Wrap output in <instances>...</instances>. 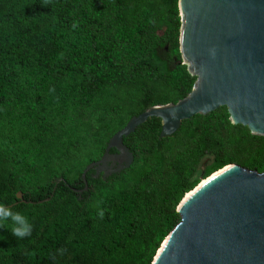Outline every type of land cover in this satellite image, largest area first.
I'll return each mask as SVG.
<instances>
[{"label":"trees","instance_id":"16d2710c","mask_svg":"<svg viewBox=\"0 0 264 264\" xmlns=\"http://www.w3.org/2000/svg\"><path fill=\"white\" fill-rule=\"evenodd\" d=\"M178 2L0 0V204L33 225L23 239L0 226V264H152L203 179L264 172V136L223 106L165 137L149 118L123 138L130 167L84 180L132 117L193 89Z\"/></svg>","mask_w":264,"mask_h":264},{"label":"water","instance_id":"95a60500","mask_svg":"<svg viewBox=\"0 0 264 264\" xmlns=\"http://www.w3.org/2000/svg\"><path fill=\"white\" fill-rule=\"evenodd\" d=\"M178 5L180 52L197 77L193 89L177 103L132 117L111 137L103 156L87 165L84 180L92 168L109 174L130 167L133 155L123 138L151 117L162 120L165 137L184 120L225 106L232 123L264 136V0H179ZM112 148L118 153L111 154ZM110 162L119 164L113 169ZM203 180L180 202V222L152 264H264V172L231 164Z\"/></svg>","mask_w":264,"mask_h":264},{"label":"clouds","instance_id":"9594fccd","mask_svg":"<svg viewBox=\"0 0 264 264\" xmlns=\"http://www.w3.org/2000/svg\"><path fill=\"white\" fill-rule=\"evenodd\" d=\"M98 215L102 218L104 215L103 210H98ZM8 221L11 222L9 230L12 236L17 239L31 237L33 225L29 218L20 211H14L12 208L0 204V226H5Z\"/></svg>","mask_w":264,"mask_h":264},{"label":"rangeland","instance_id":"374dc122","mask_svg":"<svg viewBox=\"0 0 264 264\" xmlns=\"http://www.w3.org/2000/svg\"><path fill=\"white\" fill-rule=\"evenodd\" d=\"M133 58V52L132 51H126L124 52L122 55H121V59H123L124 61L126 62H130ZM183 59V58H182ZM183 64H185L187 66V69H188V63L184 62V59H183ZM189 71V70H188Z\"/></svg>","mask_w":264,"mask_h":264},{"label":"flooded vegetation","instance_id":"af4514ba","mask_svg":"<svg viewBox=\"0 0 264 264\" xmlns=\"http://www.w3.org/2000/svg\"><path fill=\"white\" fill-rule=\"evenodd\" d=\"M119 162L115 163V162H110L109 165L114 169L118 166Z\"/></svg>","mask_w":264,"mask_h":264},{"label":"bare ground","instance_id":"6f19581e","mask_svg":"<svg viewBox=\"0 0 264 264\" xmlns=\"http://www.w3.org/2000/svg\"><path fill=\"white\" fill-rule=\"evenodd\" d=\"M205 180H206V179H205ZM203 181H204V180H203ZM203 181H201V182H203ZM201 182H200V183H201ZM165 241H166V239L163 241V243H164ZM163 243H162V244H163Z\"/></svg>","mask_w":264,"mask_h":264}]
</instances>
